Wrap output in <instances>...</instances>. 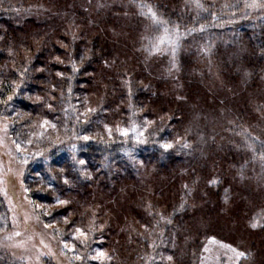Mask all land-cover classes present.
<instances>
[{
  "label": "trees",
  "instance_id": "trees-1",
  "mask_svg": "<svg viewBox=\"0 0 264 264\" xmlns=\"http://www.w3.org/2000/svg\"><path fill=\"white\" fill-rule=\"evenodd\" d=\"M36 1L55 5L56 9L39 19L15 21L18 7L0 3V97L15 92L39 95L43 104L60 107L67 99L69 106L80 110L78 113L80 106L85 109L90 123L76 124V114L72 115L69 133L74 140L81 133L88 139L77 143L82 150H73L68 156L74 161L84 158L81 166H91L90 175L77 176L75 187L72 183L63 184L71 202L64 204L61 212L84 223L91 217L94 206L102 207L100 218L106 225L98 233L101 245L107 246L108 241L112 248H119L120 256H128L138 248L131 243V225L150 224L153 218L157 223L158 208L168 212L171 219L167 220L171 223L180 207L183 213L178 224L198 236L214 228L227 232L228 225L234 222L224 219L223 214L231 213V220L243 214L242 194L236 183L240 184L244 160L253 154L260 157L264 152V132L250 131L254 127L243 129L246 118L252 117L254 111H249L246 101H254L251 107L258 106L259 95L253 94L264 86V41L260 38L264 28L255 30L254 39L249 42L251 48L249 44V51L242 56V62L246 63L241 62L240 66L254 69L249 84L245 72L238 73L241 68L236 64L237 57L231 58L230 67L220 68L225 78L221 90H217L222 93L219 95L213 91L217 77L188 48L195 43L204 45L206 40L221 39L226 26L232 23H226L225 13L216 16L204 13L210 7L204 3L196 9H200L198 14L183 13L181 0H132L134 3L124 0L126 6L119 10L120 15L106 12L90 26L84 11L74 12L67 5L74 0ZM141 3L151 5L168 25L179 27L180 55L187 66L180 84L167 78L158 54L147 57L146 48L151 53L150 41L156 31L147 33L144 40L140 38L141 19L136 11H146L139 7ZM72 14L79 18H72ZM127 14L132 16V22L127 20ZM227 58L226 53L220 56L221 62H227ZM74 63L77 71H73ZM127 73L138 81L131 94L122 84ZM236 83L238 89L234 93L230 88ZM247 88L253 93L248 96L250 99L241 95ZM239 103L243 106L237 117L221 116V112ZM211 111L214 114H209ZM135 121L142 125V142L136 138L137 132L131 131ZM202 125H212L211 131L207 132ZM124 129L129 130L127 135ZM151 133L166 139L173 136L174 143L182 138L189 147L185 149L177 141L169 151L155 147ZM56 157L65 158L60 153ZM139 169L143 171L141 175ZM230 188L240 196L228 200ZM193 189H198L195 196L198 209L188 205ZM149 196L155 198L149 199L150 207L146 205ZM125 199L130 201V208L122 205ZM70 209H74L72 214L68 212ZM250 246L253 250H264V228L251 236ZM259 263L264 264V253Z\"/></svg>",
  "mask_w": 264,
  "mask_h": 264
},
{
  "label": "rangeland",
  "instance_id": "rangeland-1",
  "mask_svg": "<svg viewBox=\"0 0 264 264\" xmlns=\"http://www.w3.org/2000/svg\"><path fill=\"white\" fill-rule=\"evenodd\" d=\"M123 1L74 0L70 4L66 1L65 3L73 8L74 12L82 13L84 11L89 16L88 23L91 26L93 21L103 17L106 12L112 11L113 16L120 15L119 10L126 6ZM181 1L183 2V13H199L200 9L196 10L199 7L196 6L195 0ZM2 2L18 7V12L13 18L15 21L16 19L22 21L39 19V16H44L46 13L51 14L56 9L55 5L36 0H0V3ZM131 2L133 1L131 0ZM199 3L210 6L204 13H216L215 16L225 13L223 17H225L226 23L232 21L226 26L225 34L221 39L210 42L206 40L205 46L202 43H195L188 48L203 65H207L208 71L210 70L217 77L213 91L222 95L221 92H218L221 90L219 87L225 78L223 70L220 69L221 65L230 67L228 62L231 63V58L234 57H237L236 60H238L236 64L241 65L242 56L249 51V42L254 39L256 34L255 30L260 27L261 30L264 28V7L251 6L252 0H199ZM232 7H236V9L232 10ZM141 13L136 11L137 18L141 19L140 38L144 40L147 33L156 31V35L150 41L152 43V46L150 45L151 53H149V48H146L147 57L150 58L152 53L158 54V59L164 62L167 78L178 81L180 84V77L187 68L180 55L182 52L180 32L177 39L175 27L167 24L173 43H168L166 40L165 43L159 45V51L152 50L153 45L158 44L159 38L164 35L163 26L155 24L150 17ZM127 15L129 16L127 20L132 22V16ZM72 18L78 19L79 17L72 14ZM244 19L247 20L243 21ZM142 28L144 29L142 30ZM260 38L264 41L263 33ZM234 52L236 53L234 54ZM223 53L228 55V58L225 59L227 62L220 60ZM262 67L264 80V65ZM240 68L238 73L245 72L243 74L251 78L254 69L247 70L242 66ZM201 75L204 76L203 73ZM136 82L138 81L134 79L133 75L126 74L122 84L128 94L138 87L135 85ZM234 85V88L230 89L235 93L238 83ZM152 94H155V91ZM252 94L247 88L241 95L250 99L252 97L248 96ZM253 95H259L260 102L258 106L251 107L250 105L254 101H246L249 111H254L252 117L246 118L243 129L254 127L256 129L250 131L261 132L262 130L264 132V86ZM9 97L12 99L9 100ZM242 103L233 105L231 110L221 112V116L224 118L231 117V115L237 117L243 106ZM36 104L40 105L39 108L32 106ZM68 104L70 102L67 99H64L60 107L43 104L40 102L39 95H21L20 93L17 95L16 92L0 97V255L4 256L0 258L1 264H7L10 261L15 264H182L186 261H190L191 264H260L264 250H253L250 241L254 233H259L264 228V202H262L264 200V159H262L264 152L260 157L251 154L252 157L248 156L244 160V171L240 175V184L236 183L240 186L242 194L243 214L241 217L231 220V213L226 209V213L230 214H223L225 215L223 218H229V222H234L228 225L227 232L214 228L210 231L206 230L198 236L196 232L180 227L178 224L179 216L183 213L180 207L174 216L177 221L173 219L171 223L168 222L171 219L168 218V212L163 208H158L157 219L159 220L157 223H154L153 218V222L151 221L150 224L140 225L137 222L131 225L133 228L130 235L131 243L138 248L128 256H120L119 248H112L108 241L107 246L101 245L98 233L106 225V222L100 218L102 207L94 206L91 217L88 216L89 220L80 223L82 221L73 219L66 212H61V208H65L64 204L56 203L57 197L67 200L68 203L71 202L69 195L64 193L66 192L63 185L64 178L67 177L69 183L74 186L77 176L90 175L91 167L81 166L78 160L74 161L68 156L73 150H82V146L77 143L86 137L81 133L77 134L78 139H71L69 131L72 117L76 114V124L79 121L84 125L90 123L83 106H80L81 112L78 113L80 110ZM209 114L214 113L211 111ZM218 122L215 126L219 130ZM134 126L137 134L142 132H140L142 125L139 122L135 121ZM203 126L206 127L207 132L211 131L212 125ZM73 127L75 128L74 125ZM137 134H135L136 138ZM157 134L151 139L154 146L160 147L161 142H171L172 148H174L177 140L174 143L173 136L166 139V136L161 138ZM137 139L143 141L141 135ZM257 139L260 141L259 138ZM71 142L75 143H73L75 147L71 146ZM177 142L182 145L187 144L182 138ZM189 144L191 145V143ZM218 144L222 145L221 142ZM55 152L56 154L53 156L52 154ZM58 153L64 155L65 158L58 159L56 157ZM70 160L71 162H69ZM80 160L85 162L84 158ZM135 162H137L136 159ZM135 162L133 163L135 164ZM77 165H80V169L77 168ZM142 172L139 169L140 175ZM197 192L198 189L191 190L188 201L189 208L198 209L200 207L199 203L195 201ZM227 194L230 197L228 200L240 196V193L231 188ZM149 199L153 201L155 198L153 196L146 198L148 207H150ZM121 203L130 208V201L127 199ZM73 210L70 209L68 212L72 214ZM96 216L98 218L95 219ZM253 223L257 226L252 227ZM77 229L87 233V236H81ZM15 233H20V235H14ZM9 237L11 238L9 239ZM210 237H215V241H210ZM223 245H231L232 248L247 255L238 258L231 248ZM188 247L189 252H187ZM97 249L104 255L98 259H92L96 256ZM124 260L127 263H124Z\"/></svg>",
  "mask_w": 264,
  "mask_h": 264
},
{
  "label": "snow or ice",
  "instance_id": "snow-or-ice-1",
  "mask_svg": "<svg viewBox=\"0 0 264 264\" xmlns=\"http://www.w3.org/2000/svg\"><path fill=\"white\" fill-rule=\"evenodd\" d=\"M195 2H196V6L197 7H200V8L203 7V5H201L199 3V0H195ZM251 6H253V7H257V6L264 7V0H252V5ZM139 7L142 10L143 9H147L146 12L142 11V13H141L142 15H145V16L150 17L155 24L160 25V26H163L164 35L159 38V43L158 44L153 45V49L152 50L159 51L160 50L159 45L165 43L166 40H167L168 43H173L172 35L170 34L169 28L167 27V23L168 22L167 21H164L160 17H158L157 16V13L153 10V8L151 7V5H148V4H145V3H141L139 5ZM195 30L196 29H191L189 31H195ZM201 30H203V26H201ZM175 32L177 33V39H178L179 38L178 37V34H179V27L178 26H175ZM73 71H77L75 63L73 64ZM8 99L11 100L12 97H9ZM89 111H94V110L93 109H89ZM53 127H55V125H53ZM128 131H129L128 129H124L123 130V133L125 135H127ZM131 131L133 133H136L137 132V130H136L135 127H133L131 129ZM139 135H142V132L139 133V134H137V138H139ZM84 139H88V138L87 137H84ZM17 147H19V145H17ZM73 147H75V146H73ZM160 147L163 148V149H165V150H168V149H171L173 147V144L171 142H161L160 143ZM182 147H188V145L187 144H184V145H182ZM73 159H75V157H73ZM262 159H264V156H262ZM78 163L83 164L84 161L83 160H80V161H78ZM214 182L215 181H212V183H214ZM64 183L65 184L69 183L67 177L64 178ZM56 203L57 204H67L68 201L67 200H61V199H59V197H57ZM256 226L257 225L255 223L252 224V227H256ZM77 232H79L81 236H85V237L87 236V233L83 232L80 229H77ZM14 235H17L18 236V235H20V233H15ZM10 238L11 237H9V239ZM209 240L210 241H215V237H210ZM223 246L224 247H227V248H231V250L236 253V255H237L238 258L239 257H245L247 255L244 252H240V251L236 250L235 248H232L231 245H223ZM103 255H104V253L102 251H100L99 249H97L96 250V256L92 257V259H98L100 256H103ZM169 259H171V257H169Z\"/></svg>",
  "mask_w": 264,
  "mask_h": 264
}]
</instances>
